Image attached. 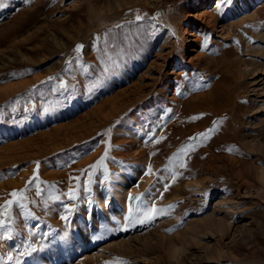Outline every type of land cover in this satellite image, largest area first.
<instances>
[{
	"label": "rangeland",
	"instance_id": "obj_1",
	"mask_svg": "<svg viewBox=\"0 0 264 264\" xmlns=\"http://www.w3.org/2000/svg\"><path fill=\"white\" fill-rule=\"evenodd\" d=\"M239 3L0 0V206L27 187L36 217L13 205L0 264H264V0Z\"/></svg>",
	"mask_w": 264,
	"mask_h": 264
},
{
	"label": "snow or ice",
	"instance_id": "obj_2",
	"mask_svg": "<svg viewBox=\"0 0 264 264\" xmlns=\"http://www.w3.org/2000/svg\"><path fill=\"white\" fill-rule=\"evenodd\" d=\"M2 6V5H0ZM143 18L139 15H137L136 20L140 21ZM205 45L207 44V37L205 38ZM84 45H77V47L75 48V52L78 54L77 55V59H79V54L82 52ZM69 64H71V62H69ZM49 79H54L53 77H49ZM195 119V118H194ZM110 131V130H109ZM215 129H208L206 132L204 133H199L197 134V136L191 137L190 139L195 140L197 139V137H203L204 139H207L209 137V135L214 132ZM158 142V141H157ZM188 147H194V145H189ZM108 157V153L105 152L104 156L97 161V163L95 165L90 166L91 169H95L97 167H103L104 168V172H105V179H108V175H107V167L105 164V161ZM37 164V172L34 173L33 177L28 181V185H32L34 182H39V176H38V170H39V162H36ZM181 167H184L185 165L182 163L180 165ZM152 169L151 166H149L148 168V173L151 174ZM74 179H76L77 181H79V177H75ZM88 179L91 180V175L88 176ZM51 187V186H49ZM165 188H167V185H165ZM89 192L91 191L90 188L87 189ZM28 191V188L26 187V189L24 190H20L18 191H13L12 193H10L11 197L13 199L8 200L5 205L0 206V229H4L5 228V221L7 220L9 222V224L11 223L13 217H12V207L13 205H15L19 210H20V214L25 218H32L35 219V215L34 213H32L29 209H28V204L26 203V201L28 200V197L25 195V192ZM42 193V189L37 188V195H40ZM67 197L70 200H75L77 199V192L75 190H69V192L66 194ZM52 199L55 200H59L60 197L59 196H53ZM131 199V197H130ZM136 199H139V197H137ZM34 202V201H33ZM171 207V206H169ZM75 207H69L68 205L64 206V214L61 215V219L68 224L69 223V217L73 214V212L75 211ZM166 214L164 209H156V208H151L144 216L143 219L139 220L138 223H150L152 222V220L155 218L156 215H163ZM11 232H12V228L11 226H9L7 228V239H12L11 236ZM5 233H0V239L4 238ZM47 233L44 234V237H47ZM34 249H30V251H33ZM24 254H28V253H24ZM11 258V257H9ZM118 264H128V262L126 261H119L118 259Z\"/></svg>",
	"mask_w": 264,
	"mask_h": 264
},
{
	"label": "bare ground",
	"instance_id": "obj_3",
	"mask_svg": "<svg viewBox=\"0 0 264 264\" xmlns=\"http://www.w3.org/2000/svg\"><path fill=\"white\" fill-rule=\"evenodd\" d=\"M240 1V3H239V5L236 7V8H234L235 10V13H237V12H239L241 9H244L245 10V12H247V11H249V8L251 7V6H254L255 4H257V3H259V2H261V0H239ZM232 13V12H231ZM188 41H187V39L184 41V44H183V51L184 52H189V50H188ZM135 101V100H134ZM138 145V144H137ZM141 145V144H140ZM140 145H139V147H140ZM142 146V145H141ZM143 146H144V144H143ZM138 147V148H139ZM144 149H147V148H145L144 147ZM136 150H137V148H136ZM141 151H144V150H141ZM140 152V151H139ZM138 152V153H139ZM145 153H146V155H147V151H144ZM137 153V154H138ZM144 156V155H143ZM142 158H144V157H142ZM141 158V159H142ZM144 161H149V160H146V158H145V160ZM143 161V162H144ZM154 162V161H153ZM124 183V182H123ZM114 193H112L113 194V196H112V194H111V197H113V199L111 198V199H109V197L108 196H106V199H105V201L104 202H106L107 200V202H109L108 203V206H111V208H117V207H119L120 205L122 206V203L124 202V201H122L121 199H122V190L121 189H116L115 191H113ZM109 194V193H108ZM107 195V194H106ZM110 195V194H109ZM104 197V196H103ZM102 197V198H103ZM108 198V199H107ZM136 198V197H135ZM103 200H104V198H103ZM102 200V201H103ZM98 202H100V199L98 200ZM131 203V202H130ZM118 209H120V208H118ZM124 209V208H123ZM122 209V210H123ZM99 210V209H98ZM112 210V209H111ZM101 211V210H100ZM99 211V212H100ZM99 214V213H98ZM102 214V213H101ZM101 216V215H100ZM219 224V223H218ZM217 224V227H219L220 228V226H222L221 224H219L218 225ZM223 227V226H222ZM203 229V228H202ZM221 229V228H220ZM222 230H224V229H222ZM225 232V231H224ZM197 235V232L196 233H194V236L193 237H195ZM200 239V238H199ZM202 240V239H201ZM199 241V240H198ZM179 249H181V248H179ZM179 249L175 246V248L173 249V253H174V255H176V253L177 252H179ZM221 257V256H220Z\"/></svg>",
	"mask_w": 264,
	"mask_h": 264
}]
</instances>
